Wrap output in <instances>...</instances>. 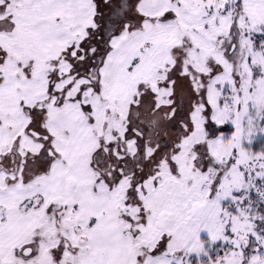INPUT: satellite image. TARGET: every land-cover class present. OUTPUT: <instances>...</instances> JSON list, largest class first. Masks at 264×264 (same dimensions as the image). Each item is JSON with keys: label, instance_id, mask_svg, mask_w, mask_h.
I'll return each mask as SVG.
<instances>
[{"label": "snow or ice", "instance_id": "6c2138e0", "mask_svg": "<svg viewBox=\"0 0 264 264\" xmlns=\"http://www.w3.org/2000/svg\"><path fill=\"white\" fill-rule=\"evenodd\" d=\"M0 264H264V0H0Z\"/></svg>", "mask_w": 264, "mask_h": 264}]
</instances>
